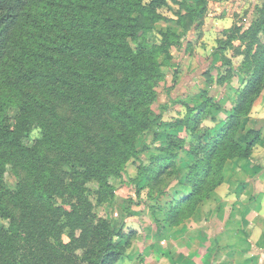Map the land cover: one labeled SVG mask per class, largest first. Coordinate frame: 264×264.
Returning <instances> with one entry per match:
<instances>
[{
	"label": "trees",
	"instance_id": "trees-1",
	"mask_svg": "<svg viewBox=\"0 0 264 264\" xmlns=\"http://www.w3.org/2000/svg\"><path fill=\"white\" fill-rule=\"evenodd\" d=\"M172 1L171 17L167 0H0V264H117L125 246L95 207L113 200L110 178L121 177L128 161H139L134 184L144 180L136 192L166 195L160 223L177 227L224 181L228 163L251 156L260 130L243 124L264 92V0L247 27L232 25L220 37L231 46L238 40L242 56L243 84L230 112L200 126L204 110L216 123L209 107L219 104L186 103L173 130L141 159L134 138L150 126L155 79L179 42L177 32L154 25L182 23L207 7V0ZM35 128L41 134L27 145ZM86 141L95 147L89 155L80 151ZM45 150L56 157L45 159ZM62 158L68 171L58 173ZM8 164L24 173L15 189L3 183ZM177 176L184 191L171 195L166 187ZM92 181L95 189L86 185Z\"/></svg>",
	"mask_w": 264,
	"mask_h": 264
},
{
	"label": "rangeland",
	"instance_id": "rangeland-1",
	"mask_svg": "<svg viewBox=\"0 0 264 264\" xmlns=\"http://www.w3.org/2000/svg\"><path fill=\"white\" fill-rule=\"evenodd\" d=\"M194 3L196 0H186ZM263 0H207V7L199 15L188 17L185 21L177 23L171 21H159L156 23V30L170 29L178 33L179 42L170 48V58L163 61L161 70L163 77L155 79L154 87L157 92L156 99L148 106L147 114L150 121L149 128L143 133L135 136L134 143L138 149H141L140 157L143 161L148 157L152 148L164 141V133L172 131V123L177 118H182L186 112V103L191 105H200L208 99L219 104V108L209 107L216 115V123L211 120V114L205 111L199 118V125L208 127L216 126L221 123L224 117L230 112L236 96V90L243 84L244 76L239 71L241 55L237 53L236 46L238 40L230 44H224L226 39L220 38L224 29H229L232 25L247 27L256 15L257 7ZM171 8L165 10V14L173 16V11L177 9V4L172 0H167ZM162 60V57L160 58ZM260 100L254 104L249 115L244 119V128L252 121V116L261 112L264 115L263 102L264 92L258 97ZM256 100V101H257ZM255 101V103H256ZM260 103V104H259ZM261 105V106H260ZM253 107V106H252ZM206 109V108H205ZM59 111L64 116L68 115V108L59 107ZM255 112V114H254ZM263 112V113H262ZM264 117V116H263ZM251 124V123H250ZM179 135H186L183 128L176 130ZM41 134L39 128L31 131L25 143L32 145V142ZM93 135V132H90ZM258 144V142L256 143ZM256 144L253 146L255 147ZM94 143L86 141L81 145V152L84 150L88 155L95 150ZM150 148V149H148ZM99 150H97L98 152ZM253 152V151H252ZM252 154V153H251ZM45 159L56 157V152L45 150L43 152ZM186 158L183 152H179L176 160L177 169L181 171ZM138 160L128 161L122 170L121 177L110 178L114 185V198L111 202H104L95 207V212L110 221L115 231L116 242L120 246H125L123 255L117 264H175L176 261L183 258V251H173L174 232H170L171 227L160 223L166 216V195L159 198L148 197V189H141L139 194L136 192L138 186L144 184L141 179L139 184H134V178L137 175ZM72 164V162H69ZM68 171V166L62 158V164L56 171ZM179 171V175H180ZM225 171V170H224ZM24 176V173L13 167L6 165L3 175V183L6 188L15 189L17 182ZM95 189L97 183L92 181L86 184ZM164 184H161L163 187ZM141 187V186H140ZM158 188L153 187V195L157 193ZM168 193L173 195L175 192L184 191L179 177L169 180L166 187ZM210 198V196H209ZM202 202L194 215L187 218L180 225L188 222L191 218L197 217L206 209V202ZM198 214V215H197ZM126 219V220H125ZM134 224L143 233V227L149 232L154 230L155 243L152 247L149 240L139 244L134 243L132 234H134ZM140 224V226H139ZM178 225V226H180ZM153 227V228H152ZM122 234V236H119ZM163 240L161 241V238ZM128 239L125 243V239ZM134 239V238H133ZM196 251L198 255L206 254V243L198 238ZM177 244V243H176ZM180 245V244H177ZM135 250L131 252L132 250ZM130 250V251H129ZM173 251V252H172ZM163 259L158 262L160 257Z\"/></svg>",
	"mask_w": 264,
	"mask_h": 264
},
{
	"label": "crops",
	"instance_id": "crops-1",
	"mask_svg": "<svg viewBox=\"0 0 264 264\" xmlns=\"http://www.w3.org/2000/svg\"><path fill=\"white\" fill-rule=\"evenodd\" d=\"M256 113L247 126L260 130L251 156L226 165L224 181L211 192L201 215L171 227L170 232L176 233L172 250L184 252L175 264H264V115ZM134 225L133 245L149 240L152 247L156 229L148 232L143 227L142 233ZM198 238L207 244L208 252L202 256L196 251Z\"/></svg>",
	"mask_w": 264,
	"mask_h": 264
}]
</instances>
